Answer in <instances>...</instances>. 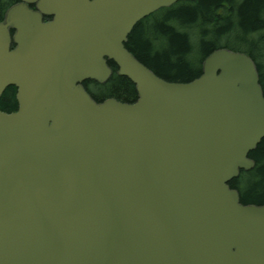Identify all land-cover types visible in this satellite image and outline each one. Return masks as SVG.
Segmentation results:
<instances>
[{
    "label": "water",
    "instance_id": "water-1",
    "mask_svg": "<svg viewBox=\"0 0 264 264\" xmlns=\"http://www.w3.org/2000/svg\"><path fill=\"white\" fill-rule=\"evenodd\" d=\"M35 1L0 25V92L19 88L0 112V264H264V205L229 188L264 138L252 59L217 49L166 82L125 42L178 0H38L50 22ZM109 61L134 103L86 92Z\"/></svg>",
    "mask_w": 264,
    "mask_h": 264
},
{
    "label": "trees",
    "instance_id": "trees-1",
    "mask_svg": "<svg viewBox=\"0 0 264 264\" xmlns=\"http://www.w3.org/2000/svg\"><path fill=\"white\" fill-rule=\"evenodd\" d=\"M168 12L165 20L145 19L132 29L125 48L137 60L166 82L188 83L202 74L206 56L227 48L250 56L264 93V0H198ZM110 66L114 72L115 65ZM82 85L97 103L115 98L132 104L137 99L134 84L115 72L103 84L87 80ZM12 95L8 90L1 97L2 110L14 108ZM248 158L255 165L240 170L229 187L238 192L241 204L264 205V138Z\"/></svg>",
    "mask_w": 264,
    "mask_h": 264
},
{
    "label": "flooded vegetation",
    "instance_id": "flooded-vegetation-1",
    "mask_svg": "<svg viewBox=\"0 0 264 264\" xmlns=\"http://www.w3.org/2000/svg\"><path fill=\"white\" fill-rule=\"evenodd\" d=\"M198 2V0L195 1H191V0H187V1H177L175 4L170 5V6H164V8H159L156 11L153 12V14H151L150 16H147L145 18H143L141 21H139L138 23L142 22L143 20L147 19L149 22H153V21H162L166 19L167 14L169 13L168 11H171L172 9L178 7V6H187V5H191L192 3H196ZM37 3L38 0L35 1L34 3H26L27 7H29L31 10H33L34 12H39L41 14V18L43 19L44 22H50V20L53 19V17L47 16V15H43L38 7H37ZM19 4H24L23 0H0V25H4L6 22V16L7 13L13 8L15 7V5H19ZM222 5H227L225 2L222 3ZM170 20H168L167 22H169ZM137 23V24H138ZM7 31L9 32V49L10 51H13L14 49H16L17 43L15 42V37L17 34V30L11 26L10 24L7 26ZM117 68L114 71L117 74ZM111 72L112 74L113 72V68L111 67ZM111 74V75H112ZM118 75V74H117ZM10 90L11 92H13L12 95V100L15 102V106L13 109L8 110V111H4L0 108V112L6 113V114H12V113H17L18 109H19V99H17L18 96V91L19 88H17L16 85H7V87H5L4 90L1 91L0 93V99L1 97L6 94V92Z\"/></svg>",
    "mask_w": 264,
    "mask_h": 264
},
{
    "label": "bare ground",
    "instance_id": "bare-ground-1",
    "mask_svg": "<svg viewBox=\"0 0 264 264\" xmlns=\"http://www.w3.org/2000/svg\"><path fill=\"white\" fill-rule=\"evenodd\" d=\"M242 204H243V203H242ZM253 205H256V204H253ZM253 205H252V206H253ZM257 206H262V205H257Z\"/></svg>",
    "mask_w": 264,
    "mask_h": 264
}]
</instances>
